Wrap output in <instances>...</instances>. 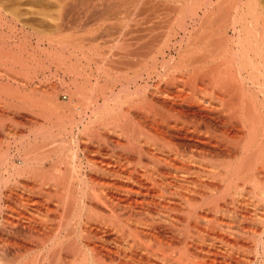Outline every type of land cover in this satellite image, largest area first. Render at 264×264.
<instances>
[{
	"label": "bare ground",
	"instance_id": "obj_1",
	"mask_svg": "<svg viewBox=\"0 0 264 264\" xmlns=\"http://www.w3.org/2000/svg\"><path fill=\"white\" fill-rule=\"evenodd\" d=\"M0 3V264H264V7L224 2L173 67L68 66L59 104Z\"/></svg>",
	"mask_w": 264,
	"mask_h": 264
},
{
	"label": "rangeland",
	"instance_id": "obj_2",
	"mask_svg": "<svg viewBox=\"0 0 264 264\" xmlns=\"http://www.w3.org/2000/svg\"><path fill=\"white\" fill-rule=\"evenodd\" d=\"M64 1L0 0L5 4V9L11 11L12 74H17V77L21 74L20 78L22 75L25 78L27 74L32 76V84L40 86L41 91L56 92L59 104H67L69 102L67 96L75 90L74 86H66L61 80L63 70L66 71L68 66L76 69L89 68L93 71L98 67L123 70L132 76L138 68L152 65L151 63L161 58L164 53L165 58L171 59L169 65L173 67L177 65L181 54L190 55L198 51L194 49L196 36L201 37L204 34L202 36L204 38L208 31L212 32V35H218L217 27L221 25L220 8L224 2L227 5L234 4L233 6H241L242 2V7H248L250 3L254 8L255 4L259 9L264 7V0H71V2L66 0V3ZM246 3H249L248 6ZM206 5H209L211 10ZM190 6H194L192 8L200 18L197 19V16L192 18L195 11ZM188 7L191 9L190 14L194 12L191 14L192 19ZM205 8L207 11L203 12ZM199 13H203L204 17L201 18ZM184 14L187 15V19L189 16L191 22L185 20ZM194 21L196 23L192 24ZM201 28L202 35L198 32ZM55 36L61 46L59 66L45 61L50 56L49 39ZM39 37L44 40L43 45L38 47L36 42ZM202 47H198L201 49L199 52L205 54L206 50L203 51ZM171 56L174 57L173 60ZM120 77H123L122 73ZM237 78L233 79L236 83L241 80ZM12 82L11 90L18 89ZM108 86L112 87V84Z\"/></svg>",
	"mask_w": 264,
	"mask_h": 264
}]
</instances>
